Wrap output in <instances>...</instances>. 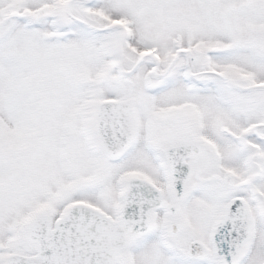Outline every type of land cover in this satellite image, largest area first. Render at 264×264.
I'll list each match as a JSON object with an SVG mask.
<instances>
[{"label": "snow or ice", "instance_id": "1", "mask_svg": "<svg viewBox=\"0 0 264 264\" xmlns=\"http://www.w3.org/2000/svg\"><path fill=\"white\" fill-rule=\"evenodd\" d=\"M0 264H264V0H0Z\"/></svg>", "mask_w": 264, "mask_h": 264}]
</instances>
